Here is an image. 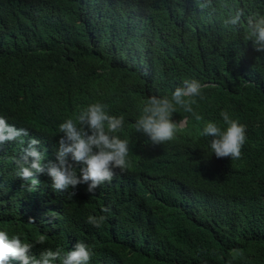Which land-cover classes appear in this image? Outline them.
Here are the masks:
<instances>
[{"label": "trees", "instance_id": "trees-1", "mask_svg": "<svg viewBox=\"0 0 264 264\" xmlns=\"http://www.w3.org/2000/svg\"><path fill=\"white\" fill-rule=\"evenodd\" d=\"M237 8L241 26L225 27ZM257 14L264 0L204 11L197 0H0V117L30 132L0 145V230L33 244L46 235L37 257L83 241L90 264H264V52L245 39ZM193 79L202 120L178 108L185 125L164 145L135 131L149 97ZM94 102L125 117L129 167L94 195L84 184L69 198L46 174L22 187L15 161L28 141L54 161L59 124ZM221 111L247 126L239 159L217 158L201 135L208 122L226 127ZM89 215L107 219L96 228Z\"/></svg>", "mask_w": 264, "mask_h": 264}, {"label": "clouds", "instance_id": "clouds-1", "mask_svg": "<svg viewBox=\"0 0 264 264\" xmlns=\"http://www.w3.org/2000/svg\"><path fill=\"white\" fill-rule=\"evenodd\" d=\"M197 4L201 11L212 8V0H197ZM242 17L243 10L234 9L223 21L224 26L239 28ZM246 25L245 39L252 42L256 51L264 52V15L249 16ZM202 88L203 85L195 79L185 80L174 89L171 96L149 97L134 121L135 131L147 136L152 144L164 145L173 141L178 130L185 125L183 119H173L178 108L191 113L197 121L202 120L193 109L196 98H204ZM220 115L226 127L208 122L201 135L211 138L210 148L217 158L239 159L246 142L247 126L231 118L227 111H221ZM124 125L125 117L110 115L106 104H89L75 120L68 118L59 124L60 138L55 160L47 164L43 163L45 156L38 148L40 141L30 139L22 150L23 156L15 161L18 169L16 175L24 181L22 187L34 190L39 183L35 177L46 174L52 180L53 189L60 193L66 192L69 198L75 195L69 189L84 184L87 185V192L94 195L99 186L113 180L117 169L123 172L129 167V141L118 135ZM29 136L28 128L17 127L0 117V145L16 140L23 143L21 138ZM102 211L107 213L109 210L105 208ZM106 219L105 215H89L86 222L100 228ZM46 240V235L42 234L35 244L43 245ZM35 244L23 242L17 235L9 237L6 231L0 230V264H9L11 260H18L20 264H90L94 255L85 242L77 241L71 251L62 253L60 249L46 248L37 257L32 254Z\"/></svg>", "mask_w": 264, "mask_h": 264}]
</instances>
